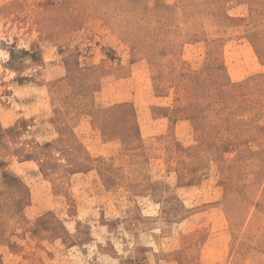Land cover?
Returning <instances> with one entry per match:
<instances>
[{
	"label": "rangeland",
	"instance_id": "1",
	"mask_svg": "<svg viewBox=\"0 0 264 264\" xmlns=\"http://www.w3.org/2000/svg\"><path fill=\"white\" fill-rule=\"evenodd\" d=\"M0 264H264V0H0Z\"/></svg>",
	"mask_w": 264,
	"mask_h": 264
}]
</instances>
